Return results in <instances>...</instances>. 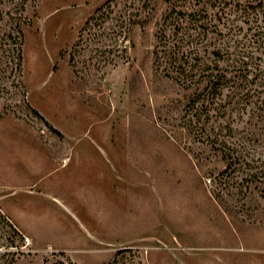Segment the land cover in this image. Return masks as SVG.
<instances>
[{
    "label": "rangeland",
    "instance_id": "obj_1",
    "mask_svg": "<svg viewBox=\"0 0 264 264\" xmlns=\"http://www.w3.org/2000/svg\"><path fill=\"white\" fill-rule=\"evenodd\" d=\"M243 4L0 0V264H264Z\"/></svg>",
    "mask_w": 264,
    "mask_h": 264
},
{
    "label": "trees",
    "instance_id": "obj_2",
    "mask_svg": "<svg viewBox=\"0 0 264 264\" xmlns=\"http://www.w3.org/2000/svg\"><path fill=\"white\" fill-rule=\"evenodd\" d=\"M244 4L242 5V9L245 11V13L247 15H250L249 11L252 10L253 12H255L257 9H264V0H243ZM253 32V39H252V43L258 45V48H264V25H260L256 28H252L251 30ZM217 57H220V53H216L215 54ZM221 78H225V77H221ZM221 78L219 76H216L214 78V82H213V89L215 91L218 90V88L220 87V83L221 82ZM261 109H262V118L264 119V101L261 102ZM224 156H222V158H224V160L226 162L229 163V156H225V154L223 153Z\"/></svg>",
    "mask_w": 264,
    "mask_h": 264
}]
</instances>
